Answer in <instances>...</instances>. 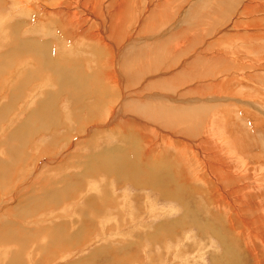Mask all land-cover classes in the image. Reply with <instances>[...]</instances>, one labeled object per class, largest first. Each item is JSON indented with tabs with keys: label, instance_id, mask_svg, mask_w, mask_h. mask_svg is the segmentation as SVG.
<instances>
[{
	"label": "rangeland",
	"instance_id": "obj_1",
	"mask_svg": "<svg viewBox=\"0 0 264 264\" xmlns=\"http://www.w3.org/2000/svg\"><path fill=\"white\" fill-rule=\"evenodd\" d=\"M47 1H50L52 14L48 18L57 15L66 19L64 10L75 16V27L65 38L44 31L48 36L45 41L48 46H53L50 47L53 51L58 44L63 50L74 48L72 53L65 52V55L59 56L61 64L71 68L75 79L82 75L85 77V74H90V79L85 77L78 87L74 84L65 87L58 98L53 92L54 97L49 98L40 110L38 103L45 102L44 94L48 88L58 89L55 83L52 84V76L48 77L38 66L39 72L43 73L39 80L42 90L35 88L37 93L30 99L26 83L23 97L27 95L30 105L25 107L24 101L19 102L16 110L10 113V117L19 116V119L18 116L12 118L14 127L6 121L0 122V165H8L5 177L0 179V264H222L221 259L226 263L230 259L232 264H264V186L260 188L251 183V176L264 171V0H115L119 2L117 4L113 3L114 0H93L94 15L98 13L96 17L102 22V27H107L102 36L97 31L95 33L105 41L116 13L112 3H122L123 19L128 14L130 16L126 18L124 29L127 38L121 35L124 41L121 42L119 37L115 44L113 42V45H121L123 49H120L119 55L114 54L116 59L112 58L114 60L109 62V67L107 63L104 67L100 66L99 72L98 67L95 70L89 66L90 63H85L89 55L93 56L81 43V39L88 35L83 25L84 18L88 21L86 29L94 20L93 16L85 17V5L90 0H0V43L9 44L10 49L18 41L40 40L41 33L35 30L32 34L29 27L38 21L44 30L65 31L58 23L48 25L47 18L38 20V13L34 10L43 7ZM248 5L251 8L248 9ZM109 10L115 13L107 14ZM156 18L159 22L146 29L148 19ZM18 25L21 27L18 28ZM184 29L187 33L180 35ZM190 34H196L197 38L192 36V41H196L188 45ZM169 39V49L164 48L162 55L157 56L158 46ZM77 42L78 45L74 46ZM4 51L0 49V55ZM110 51L112 53L111 47ZM132 62L135 69L133 64L130 65ZM125 63L130 65L125 69L128 75H139L135 83L127 82L123 71ZM104 68L112 77V85L106 83L109 97L95 91L96 80L93 77L96 76L92 77L94 71L102 73ZM18 69L19 65L15 64L6 67V75L1 78L9 77L11 72L15 74ZM175 77H179L178 84L166 90V82ZM14 79L19 80L18 75ZM10 94V89L4 91V87L0 86V95H5L4 99L0 96V115L4 104L10 100ZM118 96L123 99L118 100L122 104L117 109ZM54 98L55 102H51ZM130 102L131 108H126ZM249 104L256 105L259 110ZM86 105L91 106L90 109H86ZM201 107L210 110L203 123L199 120L197 126L201 128L194 126L198 119L188 118L185 124L175 122L180 119L179 112ZM28 109L32 115L41 116L48 114L46 110L53 109V113L50 110L51 114L45 118L56 126L39 131L43 122H32L38 129L30 131L33 137L25 138L27 141H24L22 149L23 142L14 141L12 145L16 148H13L9 145L11 135L15 131L22 134L27 130L17 128L13 131L19 124L17 120H26ZM111 110L115 119L110 117ZM87 116L92 121L86 122L82 132L76 133L77 122H84ZM66 127L70 135L63 134ZM219 129L226 138L225 143L229 141L235 146L233 155L223 153L216 157V147H222V142L212 140L211 133ZM55 133L62 134V138H57ZM205 140L212 141L215 151L208 147L211 144ZM193 144L206 154L208 166L205 170L197 167L198 179L192 177L183 188L195 191L200 197L180 191L179 187L184 176L181 171L185 170L177 154L182 153L190 161L189 149ZM10 148H20L17 151L24 156L19 153L16 157L12 156ZM111 148L118 149L105 156ZM195 149L194 152H199ZM223 157L228 164V168L223 170L234 172L226 183L222 182V178L229 176L228 173L217 174L214 167L215 160ZM150 160L155 161L154 166ZM244 161L249 164L245 168L242 167ZM99 173L101 181L95 184ZM112 173L114 182L104 179L103 175ZM123 173L135 178L136 188L119 178V174ZM154 179L156 185L152 184ZM246 179L251 186L242 182ZM124 185L131 186L125 188ZM35 188L37 198H40L39 195L44 197L46 193L50 195L52 204H60L40 210L32 207L34 211H29L32 213L30 219L25 209L32 201L27 204L23 201L31 199ZM150 188L178 191L185 202L179 204L180 200L170 199L174 205L170 206L169 200L162 199L158 203L155 201L158 197L154 195L158 193L151 192ZM212 188L217 192L213 193ZM59 192L62 193L57 197L55 193ZM69 195L71 198L66 201ZM171 196L175 197L174 194ZM109 197L114 203L110 200L106 202ZM210 197L217 200H209ZM240 197H245L246 201L249 198L248 203L242 202L244 205L247 203L246 211L240 207ZM22 202L25 205H19L16 211L15 206ZM104 205L108 208L102 210ZM257 206L263 207L262 213L255 211ZM56 210L66 214L53 219ZM185 210L196 219L192 230L187 225L184 229L179 225L173 230L169 225L162 226V222L170 219L191 224V218L185 219ZM234 213L241 219L233 217ZM182 216L184 218L179 219ZM243 220L254 223V227L246 226ZM244 228L251 229L250 240H240L238 235L243 233L238 234V231H244ZM46 229L49 233L43 235ZM39 233L42 236L36 238ZM48 236L49 239L46 238Z\"/></svg>",
	"mask_w": 264,
	"mask_h": 264
},
{
	"label": "bare ground",
	"instance_id": "obj_2",
	"mask_svg": "<svg viewBox=\"0 0 264 264\" xmlns=\"http://www.w3.org/2000/svg\"><path fill=\"white\" fill-rule=\"evenodd\" d=\"M201 1V0H200ZM223 1H225V0H223ZM244 1V0H243ZM93 0H90L89 1V3L88 4H86L85 5V9H84V12H85V17H87V18H92V16H93V18H94V20H93V24L92 25H88L87 27H88V29H86V23L88 22L87 21V19L86 18H84V20H83V25H84V27H85V31L87 32V34L88 35H85L82 39H81V43H82V45H86L87 47H88V49L90 50V53L92 54V56H93V58H91V56L89 55V58H88V60H87V62H85V63H90V65L89 66H93L94 68H95V70H96V68H97V72H99L100 71V66H102L103 65V67H104V64L105 63H107L108 64V67H109V62H112L114 59H112L115 55L114 54H118L121 50L120 49H123V47L121 46V45H119V47L118 46H116V45H113V42H114V44L116 43V39H118L121 35H122V37L125 39V38H127V33L126 32H124L125 30L124 29H126L125 28V22H126V18L128 19L130 16H129V14L128 13H126V14H128L126 17H125V19H123L122 18V13L124 12V10L122 9V8H124V7H122V3L120 4V5H113V3L114 4H117V3H119V2H117L116 3V1L114 0L113 1V3H112V6H113V9H114V11L116 12H114L113 14H112V12L109 10L108 11V13L107 14H112L113 16H114V18H112V20H111V23H110V27L108 28L109 30H107L108 31V36H107V38H106V41L107 40H109V42L108 43H106V41L105 40H103L102 38L103 37H99L98 36V34H96L95 33V31H97L98 33H99V35H101L102 36V31H105L106 30V28H104V27H102V22L100 21V19H98V17H96V16H98V13H96L95 15H94V5H93ZM99 2V1H98ZM97 2V3H98ZM122 2V1H121ZM189 2V1H188ZM208 2V1H207ZM236 2V1H235ZM239 2V1H238ZM92 3V4H91ZM202 3V2H201ZM166 4V3H165ZM164 4V5H165ZM44 6L43 7H36L35 8V10H34V12H37L38 13V20L40 19H43V18H47V21H48V25H52V23L54 24V23H58V24H60L61 26H62V28L65 30V31H61V30H59V29H56V31H48V30H44L41 26L42 25H40L41 24V22L39 23V21L38 22H36L35 24L37 25L38 23V25L36 26V25H33V26H31V25H29V27L31 28V32H32V34L34 33V31L35 30H38V33H41V35H42V37H41V35H40V37L41 38H39L40 40H38V41H35L34 40V38H32V39H30V41H18V42H15L14 44H13V46L10 48V49H7V52L3 55V56H1L0 57V86H2V87H4V91H8L9 89H10V91H11V94H10V100L8 101V102H6V104H4V106H3V109H2V115H0V122H2V121H6L7 123H10L9 124V126H11L12 124V126L14 127V121L12 120V118L13 117H17V116H13V117H10L9 115H10V113L12 112V111H14V110H16V108L18 107L17 105H18V103L19 102H22V101H24V103H26L25 104V107H26V105H30V102H29V100L26 98V96L25 97H23V91H24V89H25V84L27 83V89H28V92H32V96H31V98L37 93L36 92V89L35 88H37L38 89V91H41L42 90V88H43V86H40L39 85V80H40V78L42 79V77L40 76V75H42L43 73H40L39 72V69H38V71L37 72H34V71H31V69H32V66L30 67V69H26V71L24 70V67H29L30 65H31V56H32V58H33V60H34V62L35 63H38V66H39V68L41 69V71H43V72H45V74L48 76V77H50V76H52V84L53 83H55L56 84V86H57V91L56 90H54L53 88H48V91H46V93L44 94V101L45 102H42V103H38V105H39V108H40V110L42 109V106H44L45 104H46V102H47V100L49 99V98H51V97H54V94H53V92H55L56 93V96L55 97H57L58 98V95H61L60 94V92H62L64 89H65V87H70L71 86V84H74L76 87H78L79 86V83L82 81V82H84L85 81V77H86V79H90V74L89 75H86L85 74V77H84V75H82L81 77H76L77 79H75V77L73 76V74L71 73V68H66L68 65L66 64V67H65V64L64 65H62L61 64V61H60V55H65L66 53H72V51L74 50V48L72 49V50H63V49H61V45L60 44H58V45H56V49L53 51V49H50V47H52L53 48V46H51L50 44H49V46H48V42L47 41H45V39H46V37H48L46 34H44V31H47V33H50V34H56V36L57 37H60V38H65L68 34H70V31H72L73 29H74V24H73V21H74V19H75V16H71V15H69L68 13H67V11H64V10H62L63 12H64V14H65V18L66 19H63V18H58L57 17V15H54V16H51L50 18H48L50 15H52L51 13H50V8H49V6H50V1H47L46 3H44L43 4ZM155 5H157V4H155ZM230 5V7H232L231 6V4H229ZM233 5V4H232ZM98 6H99V4H98ZM158 6V5H157ZM220 6V5H219ZM234 6V5H233ZM89 7H91L93 10H91ZM95 7H97V5L95 6ZM202 7V6H201ZM248 9L249 8H251V6L250 5H248V7H247ZM156 9V8H155ZM218 9V8H217ZM162 10V9H161ZM92 11V12H91ZM99 11V10H98ZM98 11H96V12H98ZM126 12H128L127 10H126ZM163 12V11H162ZM15 13V12H14ZM180 14V13H179ZM13 15V14H12ZM132 15V14H131ZM215 15V14H214ZM125 16V15H124ZM108 17V16H107ZM180 17V16H179ZM122 18V19H121ZM132 18V17H131ZM130 18V19H131ZM176 18V17H175ZM106 19H108V18H106ZM213 20V19H212ZM128 21V20H127ZM214 21V20H213ZM90 22V21H89ZM108 22V21H107ZM157 22H159V18H156V20H154V19H148V21H147V23H146V29L147 28H153L154 27V24H156ZM161 22V21H160ZM177 22V21H176ZM90 23H92V22H90ZM130 22H128V24H129ZM132 23V22H131ZM107 24V23H106ZM50 25V26H51ZM108 25H109V23H108ZM106 26V25H105ZM21 27V25H18V28H20ZM47 27V26H46ZM129 26H127V28H128ZM48 28H49V26H48ZM131 28V27H130ZM132 28H133V26H132ZM173 28V27H172ZM211 28V27H210ZM50 29V28H49ZM134 29V28H133ZM20 29H18L17 31H19ZM175 30H176V28H175ZM134 31H135V29L132 31L133 33H134ZM148 31V30H147ZM146 32V31H145ZM187 33V31L184 29V30H182L181 32H180V35H185ZM204 33V32H203ZM138 34V33H137ZM136 34V35H137ZM134 35V34H133ZM155 35V34H154ZM263 35H264V33H263ZM263 35H262V37H263ZM192 36H194L195 38H197V36H196V34H194V35H192V34H190V36H189V43H188V45H190L191 44V41L194 39H192ZM56 37V38H57ZM122 37H120V40L122 39ZM157 37V36H156ZM172 37V36H171ZM244 37V36H243ZM183 38H187V36H183ZM182 40V39H181ZM122 41H124V40H121V42ZM134 41V40H133ZM155 41V40H154ZM170 41H171V39H169L168 41H167V43H165V44H163V45H161V46H158V49H157V56L158 55H162V50L164 49V48H168L169 49V47H167V45H170L171 43H170ZM196 41V40H195ZM194 41V42H195ZM54 42H56V41H54ZM118 42V41H117ZM193 42V41H192ZM193 42V43H194ZM133 43V42H132ZM170 43V44H169ZM192 43V44H193ZM119 44V43H118ZM122 44V43H121ZM159 44V43H158ZM185 44V43H184ZM7 44H5V45H2L1 44V47L2 48H4L5 46H6ZM76 45H78V42L77 43H75V45L74 46H76ZM110 47L112 48V53H111V51H110ZM177 47H180V46H177ZM188 47H190V46H188ZM148 48V47H147ZM157 48V47H156ZM155 48V49H156ZM153 50V49H152ZM86 51V50H85ZM170 51V50H169ZM66 52V53H65ZM125 52V51H124ZM249 52V51H248ZM59 53H61V54H59ZM165 53V52H164ZM168 53V52H167ZM170 53V52H169ZM113 54V55H112ZM120 54V53H119ZM118 54V55H119ZM149 54H151V52L149 53ZM178 54V53H177ZM148 55V54H147ZM151 55H153V54H151ZM29 56V57H28ZM136 57V56H135ZM62 58V57H61ZM104 58H106L105 60L106 61H102ZM115 58V57H114ZM155 58H157V57H155ZM21 59H23L24 60V62L23 63H21ZM63 59V58H62ZM116 59V58H115ZM137 59V58H136ZM130 60H131V58H130ZM129 60V61H130ZM149 60H151V59H149ZM154 60H156V59H154ZM159 60V59H158ZM167 60V59H166ZM246 60V59H245ZM37 61V62H36ZM69 61H71V60H69ZM68 61V62H69ZM74 61V60H73ZM73 61H71L72 63H73ZM81 61V60H80ZM128 61V60H127ZM138 61H139V59H138ZM138 61H136V62H138ZM64 62H65V60H64ZM71 62H70V64H71ZM119 62V61H118ZM131 62V61H130ZM158 62V61H157ZM162 62V61H161ZM182 62V61H181ZM79 63V62H78ZM84 62H83V64L84 65H86ZM127 63V62H126ZM125 63V67L123 68V71H124V76H126L125 78L127 79V82L129 81V82H131V83H135L136 82V78H137V76H139V75H135L134 77L133 76H131V75H128L126 72H125V69H126V67H128V66H130L131 64H133V67L132 68H134V63L132 62V63H130V65L129 64H126ZM141 63V62H140ZM12 64H15V65H19V69L17 70V73H16V71H15V74H13L12 72H11V74H10V76L9 77H5V78H1L2 76H4V75H6L5 74V71H4V69L6 68V67H8V66H10V65H12ZM150 64V63H149ZM154 64V63H153ZM197 64V63H196ZM111 65V64H110ZM152 65V64H151ZM221 65V64H220ZM77 66V65H76ZM139 66V65H138ZM148 66V65H147ZM154 66V65H153ZM153 66H151V67H153ZM78 67V66H77ZM135 67H136V69H137V66L135 65ZM150 67V68H151ZM72 68H74V66L72 67ZM81 68V67H80ZM105 68H106V65H105ZM103 69V72L102 73H98V74H96L95 73V71H94V74L92 73V77L93 76H96V77H93L95 80H96V86H94L95 87V91L98 93V94H102V96H110V94H109V90H108V87H107V85H106V83H110L111 85H112V82L110 81V79L112 78L111 77V74H108L106 71V69ZM110 68H111V66H110ZM139 68H140V66H139ZM143 68V67H142ZM87 69V68H86ZM122 69V68H121ZM135 69V68H134ZM83 70H84V68H83ZM116 70V69H115ZM127 70H129L128 68H127ZM132 71H133V69H131ZM144 70V69H143ZM142 70V71H143ZM214 70V69H213ZM137 71H138V69H137ZM128 72V71H127ZM139 72V71H138ZM146 72V71H145ZM151 72V71H150ZM222 72H224V71H222ZM129 73H131V72H129ZM216 73V72H215ZM136 74H137V72H136ZM139 74V73H138ZM15 75H18V78L19 77H21V78H19V80H15L14 79V77H15ZM119 75V74H118ZM115 76V75H114ZM142 78L144 77V76H141ZM140 77V78H141ZM201 77V76H200ZM213 77V76H212ZM187 78V77H186ZM250 78V77H249ZM181 79V78H180ZM183 79V78H182ZM115 80V79H114ZM113 80V81H114ZM139 80V79H138ZM137 80V81H138ZM178 82H179V77H175V78H172L171 80H169L168 82H166V85H165V89L166 90H169V89H171V88H173V87H175L177 84H178ZM117 84V83H116ZM137 84V83H136ZM135 85V84H134ZM109 86V85H108ZM160 86H162L161 84H160ZM98 90H100V92H98ZM108 90V91H107ZM112 91V90H111ZM258 91V90H257ZM254 93V92H253ZM112 94V93H111ZM124 94V93H123ZM255 94H256V92H255ZM0 96H3V98L2 99H4V97H5V95H0ZM90 96V95H89ZM122 96V95H121ZM121 96L118 98H116L117 99V101L119 100V99H123V98H121ZM258 96V95H257ZM90 97H92V96H90ZM108 97H106V101H108ZM124 97H125V95H124ZM61 98V97H60ZM216 98V97H215ZM86 99V98H85ZM89 99V98H88ZM92 99V98H91ZM111 99V98H110ZM109 99V100H110ZM115 99V100H116ZM58 100V99H57ZM56 100V101H57ZM78 100H80V97L78 98ZM103 100H105V99H103ZM213 100V99H212ZM59 101V100H58ZM87 101V100H86ZM91 101V100H90ZM51 102H55V98L51 101ZM85 103H87V102H85ZM90 103V102H89ZM106 103V102H105ZM131 103V102H130ZM237 103V102H236ZM117 105H116V108L118 109L119 107H121V102L120 101H118V103H116ZM142 105V104H141ZM250 106H252V107H255V109H258V107L256 106V105H253V104H249ZM55 106H56V104H55ZM54 106V107H55ZM58 106V105H57ZM131 106H132V103L131 104H129V105H126V108H131ZM91 107V106H90ZM90 107H88V105H86V109H90ZM103 107H104V104H103ZM123 107V106H122ZM57 108V107H56ZM115 108V109H116ZM23 109V108H22ZM54 110H55V108H53ZM52 109V110H53ZM105 109H106V107H105ZM115 109H113V110H115ZM134 109V108H133ZM26 110V109H25ZM50 110L51 109H48V110H46V113H48L47 115H45V116H41V115H39V114H37V115H32L31 114V112L29 111V109H28V111L30 112H28V117L26 118V120L24 119V120H17V119H19V116L17 117V122H19V126L18 127H15L14 128V130L13 131H15L17 128H27V130L24 132V133H17V131H15L12 135H11V140H10V143H9V145H11L13 148H16L15 146H13L12 144L14 143V141L16 142V141H22L23 142V147H21V149L22 148H24V141H27L25 138H27V136H29V137H33V135L32 134H30V131L31 130H38V129H35V128H37V127H34V125H32V122H36L37 124H39L40 123V121H42L43 123H41L39 126L41 127V130L39 129V131H47L46 129H49V128H52V127H55L56 126V124H53V123H50L48 120H46V116H48V115H50L51 114V112H50ZM51 110V111H52ZM57 110H59V109H57ZM259 110V109H258ZM102 111V110H101ZM100 111V112H101ZM150 111V110H149ZM55 112V111H54ZM56 112H58V111H56ZM151 112V111H150ZM210 112V110L209 109H207V108H205V107H201V108H199V109H185V111L184 112H179L178 114H179V117H180V119L179 120H175V122L177 123V122H181V123H183V124H185V121L188 119V118H193V119H198L197 120V122L198 123H196V124H194V126H197V124H199V120H200V122H204V120H205V118H206V116H207V114ZM52 113H53V111H52ZM108 113H109V111H108ZM174 113V112H173ZM100 114V113H99ZM98 114V115H99ZM102 114H103V112H102ZM113 114H114V112L111 110L110 111V117H111V119H115L114 117H113ZM152 114H155L154 112L152 113ZM100 116V115H99ZM176 116V115H175ZM109 117V114H108V118H110ZM174 117V116H173ZM83 118H86V116L85 117H83ZM176 118V117H175ZM42 119V120H41ZM178 119V118H177ZM217 119V118H216ZM53 120V119H52ZM109 120V119H108ZM164 120V119H163ZM174 120V119H173ZM13 121V122H12ZM88 121H92V119H91V117H89V116H87V119H85L84 120V122H81V120L80 121H78L77 122V128H76V133H80V132H82V129H84V127H86V122H88ZM110 121V120H109ZM158 121V120H157ZM16 122V123H17ZM48 122V123H47ZM164 122H165V120H164ZM196 122V121H195ZM166 123V122H165ZM218 123V122H217ZM221 124V123H220ZM121 125V124H120ZM202 125V124H201ZM217 125V124H216ZM123 126V125H122ZM194 126H192V127H194ZM248 126V125H247ZM191 127V128H192ZM198 127V128H197ZM197 127H195V130H196V128L197 129H199V128H201V127H199V125L197 126ZM246 127V126H245ZM254 128H256V127H254ZM258 128V127H257ZM67 129V130H66ZM66 131H64V133L63 134H66V135H70V130H68V128L66 127ZM6 130H8V129H6ZM5 130V131H6ZM186 131H189V129H185ZM186 131H181L183 134H185L186 133ZM28 133L29 132V134H25V133ZM185 132V133H184ZM194 132V131H193ZM195 132H197V131H195ZM201 132V131H200ZM254 132V131H253ZM252 132V133H253ZM198 133H199V130H198ZM251 133V132H250ZM212 135V137L214 138V139H212V140H215V142H218V143H221L222 142V147L220 146V147H216L217 148V150H216V157H220L221 155L220 154H223V153H225L226 155H230L231 153H232V155H233V153H235V151H236V148H235V146H233L232 144H230L229 143V141H228V144L227 143H225V140H226V138L224 137V135H223V132L221 131V129H219V130H213L212 131V133H211ZM55 135L57 136V138H59V139H61L62 138V134H59V133H55ZM195 135V134H194ZM244 135V134H243ZM193 136V135H192ZM172 137V136H171ZM195 137V136H194ZM196 137H198V135L196 136ZM195 137V138H196ZM200 137V136H199ZM198 137V138H199ZM211 137V138H212ZM221 137H222V139H221ZM230 138V137H229ZM177 139H179V138H177ZM224 139V140H223ZM28 140H30V139H28ZM189 140H191V139H189ZM181 141V140H180ZM196 141V140H195ZM206 141V140H205ZM201 142V141H200ZM207 143H209V144H211L210 146H208V147H211V150L213 151L214 150V147H213V145H212V141L210 140H207L206 141ZM238 142H240V141H238ZM27 143V142H26ZM204 143V142H203ZM206 143V144H207ZM190 144H192V143H190ZM198 144V143H197ZM213 144H215V143H213ZM22 146V145H21ZM195 146V144H193L191 147H190V149H189V151H190V156H191V159H190V161L187 159V157H184V156H182V153H178L177 154V157L179 158L178 159V161H180V164H182V165H184V170L185 171H181V174L183 173L184 175H186V176H182L181 177V181H180V184H179V187L182 189V191H186V190H184V185H186L187 183H190V179L192 178V177H195V179H198V175H199V170H198V168H200V167H202L204 170H205V168H207V166H208V164L205 162V153L204 152H202V151H200L199 149H197L196 148V146ZM214 146H216V145H214ZM254 147V146H253ZM13 148H10V149H8L9 150V153L12 155V156H14V157H16V156H18V153L20 154V152H18L17 150H20V148H18V149H13ZM119 148V147H118ZM118 148H111V149H108L107 151H106V153H105V156H109V154H113V153H115V151H116V149H118ZM197 149V150H199V152L197 151V152H194L193 151V149ZM238 148V147H237ZM195 149V150H196ZM205 149V148H204ZM241 149V148H240ZM119 150H120V148H119ZM207 150V149H206ZM37 151V150H36ZM42 150H40V152H41ZM46 151V150H45ZM215 151V150H214ZM24 152V151H23ZM43 152V151H42ZM213 153H215V152H213ZM21 156H24L23 154H20ZM149 155V154H148ZM180 156H181V158H180ZM234 156H236L235 154H234ZM27 157V156H26ZM26 157H24V159L25 160H27L28 158H26ZM29 157V156H28ZM227 156H225V158H226ZM237 157V156H236ZM235 157V158H236ZM239 158V160H240V156H238ZM224 158V157H223ZM223 158H217L216 160H215V164L216 165H214V167H215V171H216V173L217 174H221V173H225V172H227L226 170H223V168L224 167H227L226 165H228V164H226L227 162H226V160H225V158L223 159ZM243 158V157H242ZM241 158V159H242ZM14 159V158H13ZM16 159V158H15ZM218 160V161H217ZM243 160V159H242ZM151 162H152V165L154 166V164H155V161L154 160H150ZM164 161V160H163ZM245 162V161H244ZM165 164H167V163H165ZM249 164L247 163V162H245V164L242 166V167H247ZM169 166V165H168ZM200 166V167H199ZM212 166V165H211ZM230 166V165H229ZM165 167V166H164ZM170 167H171V164H170ZM198 167V168H197ZM26 168H28V166L26 167ZM26 168H25V170H26ZM193 168L195 169V168H197L196 170H193ZM228 168V167H227ZM8 169V165L7 164H1L0 165V179H3L4 177H5V171ZM263 169V168H262ZM242 170V169H241ZM264 170V169H263ZM230 172L231 173H228L227 175H229V176H225V177H223L222 178V182L223 183H226L228 180H229V178H230V175L231 174H233L234 172H232L231 170H230ZM238 172V171H237ZM34 173V172H33ZM35 174V173H34ZM245 175V174H244ZM252 178H251V183H253V184H256V185H258L260 188H262L263 186H264V171H262L261 173H258V174H256V175H253V176H251ZM31 179V178H30ZM250 179V178H249ZM247 180L248 179H246V180H243L242 182H244V183H248L249 184V186H251V183L250 182H247ZM156 180L154 179L153 180V182H152V184L153 185H156ZM27 185V184H26ZM142 185H145L144 183H142ZM156 189H162V188H156ZM18 190V189H17ZM41 190H44V188H42ZM87 190H89V189H87ZM261 190V189H260ZM34 195L32 196L33 198H34V200H31L32 199V197H31V199L29 198V199H26L27 201H23L24 203L26 202V204H27V202L28 201H32L31 202V204L25 209V211H27L26 212V215L27 216H30L32 213L31 212H29V211H31L32 210V212L34 211L33 210V208H37V209H45V207H49L50 208V206H58V205H54V203L52 204L51 203V201L49 200L50 199V195L49 194H46V193H44V197H41L42 195H39V197L40 198H37V195H38V192H36V188L34 189ZM255 191H259V189H255ZM189 193H191L192 195H194V196H197V197H200L195 191H188ZM212 192L213 193H216L217 192V190L216 189H214V188H212ZM220 192H223L222 190H220ZM14 193H16V192H14ZM60 193H62V192H59V193H55L56 195H57V197L59 196V195H61ZM166 193H169V191L167 190L166 191ZM19 194V193H18ZM55 194H54V196H55ZM162 194V193H161ZM221 194V193H220ZM16 195V194H15ZM17 196V195H16ZM60 197V196H59ZM70 195L69 196H67L66 197V201L69 199L70 200ZM73 197V196H72ZM75 197V196H74ZM166 197H171V195H166ZM175 197H177V196H175ZM222 198H224V197H222ZM43 199H46L45 200V202L43 203ZM62 199V198H61ZM74 199V198H73ZM73 199H71V201L73 200ZM138 199V198H137ZM179 199L180 200H184L185 198L183 197V196H179ZM240 201L239 202H241L240 204H241V208H242V210L243 211H246V209H245V206L247 207V203L249 202V198H248V200L246 201V199H245V197H240V198H238ZM47 200H49V201H47ZM63 200V199H62ZM61 200V201H62ZM113 201V203H114V200H113V198L112 197H109L107 200H106V202L107 201ZM209 200H217V198L216 199H214V197H210L209 198ZM224 200H225V198H224ZM20 203V204H18V206H15V210L16 211H18V208L20 207L19 205H21V206H24L25 204L24 203ZM29 202V203H30ZM242 202H247L245 205L244 204H242ZM19 203V202H18ZM63 203V202H62ZM112 203V202H111ZM225 203H226V201H225ZM228 206V205H227ZM33 207V208H32ZM260 207V208H259ZM229 208V207H228ZM262 206H257V209L255 208V211L257 210L258 212H260V213H262L261 212V210H262ZM114 211H115V209H114ZM35 214V213H34ZM54 215L52 216V218L54 219V218H57V217H62L64 214H66V213H59V211H55L54 213H53ZM69 215V214H68ZM246 215H244L243 217H245ZM260 216V215H259ZM33 217V216H32ZM233 217H235V218H237V219H241V217H239V216H237L235 213L233 214ZM246 218V217H245ZM248 218V217H247ZM259 218V217H258ZM30 219H31V216H30ZM255 219V218H254ZM260 219V218H259ZM258 219V220H259ZM263 219V218H262ZM38 220H40V219H38ZM42 220V219H41ZM247 220V219H246ZM49 221V220H48ZM42 223V222H41ZM243 223H245V225L246 226H248V224L251 226V227H254V223L252 224H250V223H246V222H244V220H243ZM47 226V225H46ZM244 226V225H243ZM246 226H244V227H246ZM250 228V227H249ZM249 228H244V231H242L241 229L238 231V234H240V233H243V235H238V236H240V240L241 241H247V240H250L251 239V233H252V231H250L249 230ZM53 229V228H52ZM48 230L49 229H46L45 230V232H44V234L43 235H45V234H48L49 232H48ZM242 231V232H241ZM42 233H43V231H41ZM54 232V231H53ZM39 235H41V233H39L38 235H37V237L36 238H40L41 236H39ZM53 235V234H52ZM258 237V234L256 235V237L255 238H257ZM47 239H49L50 237L48 236V237H46ZM85 240V239H84ZM43 243V242H42ZM69 244V243H68ZM227 247H225L224 249H226ZM263 250H264V248H263ZM254 251V250H253ZM264 252V251H263ZM218 262H220V261H218ZM221 263L222 264H232L231 263V260L229 259V261H228V263H226L225 261H222V259H221ZM218 264V263H217Z\"/></svg>",
	"mask_w": 264,
	"mask_h": 264
},
{
	"label": "crops",
	"instance_id": "obj_3",
	"mask_svg": "<svg viewBox=\"0 0 264 264\" xmlns=\"http://www.w3.org/2000/svg\"><path fill=\"white\" fill-rule=\"evenodd\" d=\"M13 44V43H12ZM8 45L9 44H7L4 48H2L1 47V43H0V49H2V50H5L1 55H0V57L1 56H3L6 52H7V49H8ZM29 57V56H28ZM33 65V66H32ZM32 66V69H31V71H34V72H37L38 71V65H37V63H35L34 62V60H33V58H32V56H31V65L29 66V67H27V69H30V67ZM16 73H17V71H16ZM19 78H21V77H19ZM29 94H30V99H31V96L33 95L32 94V92L30 91L29 92ZM19 125H17V127H18ZM101 175V173H99L98 175H97V178H96V180H95V184H98L101 180L98 178V176H100ZM113 176V173L112 174H107V176L105 175H103V177H104V179H107V180H109L110 182H114L113 181V179L114 178H111ZM185 176V175H184ZM119 178L124 182H129V183H131L132 184V186L133 187H135V178H130V175L129 174H127V173H123V174H119ZM115 184V183H114ZM116 185V184H115ZM131 185H124V187L125 188H127V187H130ZM116 187H118L117 185H116ZM136 188V187H135ZM166 188H169V187H166ZM150 190H152L151 192H157L158 194H154L155 196H157L158 198L155 200L156 202H160L162 199H167V200H169V204H171L170 206H174L173 204H172V201L171 200H180L179 199V196H182L178 191H175V192H172V191H170L169 189H167L168 191H169V193H166V189H156V188H150ZM184 190H186V189H184ZM180 191H182V189H180ZM186 191H188V190H186ZM162 193V194H161ZM172 194H174V196H177V197H166V195L168 196V195H172ZM171 199V200H170ZM181 202H178L179 204H181V203H184L185 202V199L184 200H180ZM148 202V201H147ZM147 204V203H146ZM106 208H108V207H106L105 205L103 206V208H102V210H105ZM186 212H187V216H186V218L185 219H187L188 220V218H191L192 220H191V224H185V223H182L180 220H176V219H170V221H164V222H162V226H167L168 227V225L169 226H171L170 227V229L171 230H173L174 228L175 229H178V227H179V225L184 229L185 227H186V225H187V227H191L192 225H193V223L196 221V219L194 218V217H192L191 216V213L188 211V210H185ZM184 217L182 216V218H179V219H183ZM178 225L177 227H173L172 225ZM173 227V228H172ZM101 229V228H100ZM191 230L193 229L192 227L190 228ZM96 230V229H95ZM110 230H113V229H110ZM197 231L199 232V233H201V231H199L198 229H197ZM177 233V232H176ZM169 239V238H168ZM173 239H175V238H173Z\"/></svg>",
	"mask_w": 264,
	"mask_h": 264
}]
</instances>
